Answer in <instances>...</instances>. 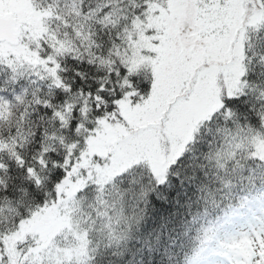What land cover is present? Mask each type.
Wrapping results in <instances>:
<instances>
[{
  "label": "snow or ice",
  "instance_id": "6c2138e0",
  "mask_svg": "<svg viewBox=\"0 0 264 264\" xmlns=\"http://www.w3.org/2000/svg\"><path fill=\"white\" fill-rule=\"evenodd\" d=\"M0 264H264V0H0Z\"/></svg>",
  "mask_w": 264,
  "mask_h": 264
}]
</instances>
